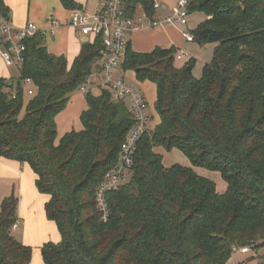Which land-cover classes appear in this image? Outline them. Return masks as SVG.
<instances>
[{
	"label": "trees",
	"instance_id": "trees-1",
	"mask_svg": "<svg viewBox=\"0 0 264 264\" xmlns=\"http://www.w3.org/2000/svg\"><path fill=\"white\" fill-rule=\"evenodd\" d=\"M4 1L0 21L9 22ZM59 3L82 9L75 0ZM124 3L129 18L155 16L154 0ZM187 10L206 16L190 31L193 42L215 44L200 78L192 60L174 65L173 47L127 48L121 69L154 84L159 123L138 143L128 182L106 196V220L95 194L133 125L125 103L102 88L85 95L81 131L56 142L55 122L96 69L99 40L83 44L68 66L38 33L24 42L17 78L0 79V159L30 168L60 234L41 247L43 264H227L234 249L264 245V0H189ZM155 148L177 149L193 168L219 173L225 192L192 167H165ZM17 206L14 194L1 203L0 264L31 262V249L11 236Z\"/></svg>",
	"mask_w": 264,
	"mask_h": 264
},
{
	"label": "built area",
	"instance_id": "built-area-1",
	"mask_svg": "<svg viewBox=\"0 0 264 264\" xmlns=\"http://www.w3.org/2000/svg\"><path fill=\"white\" fill-rule=\"evenodd\" d=\"M189 0H177L173 13L166 17L155 18L157 13L165 11V7L154 1L155 16L149 19L144 12L137 13L133 18L126 14L124 0H98L94 13H87L84 9L71 11L68 26L75 33L87 38L92 43L98 39L101 45L100 56L96 61L93 72L96 80L91 76L86 85L107 90L113 101H123L130 113L133 125L123 141L116 165L109 170L98 186L95 203L101 219L106 220V196L121 187L134 163L137 145L145 132L150 128L148 105L142 93L136 89L125 77L121 67L125 60L130 36L143 29L155 30L162 27L187 26ZM58 26L56 21L50 22V31ZM41 31L33 22L26 23L21 28H15L9 22L0 21V56L6 67H15L18 71L23 64L24 42L32 39ZM187 42H193L189 32L182 33ZM176 55L177 60H181ZM27 94L32 95V90ZM14 98V97H13ZM19 225L18 220L12 225L14 231ZM236 252L247 253L248 249H237Z\"/></svg>",
	"mask_w": 264,
	"mask_h": 264
},
{
	"label": "rangeland",
	"instance_id": "rangeland-1",
	"mask_svg": "<svg viewBox=\"0 0 264 264\" xmlns=\"http://www.w3.org/2000/svg\"><path fill=\"white\" fill-rule=\"evenodd\" d=\"M97 1L98 0H86L84 10L90 14L94 13ZM154 1L160 3L165 7V11L159 12L162 17L171 15L177 3V0ZM44 5H52L57 12L60 11L61 14L64 13L61 12V5L59 3V0H42L41 2H39L38 8L41 9ZM155 18H159V16L156 15ZM205 19L206 16L203 12L196 11L190 13L187 17V26H168V28L164 32H161V37L158 40L160 44L157 45L158 48L173 47L172 44L174 45L173 48L176 51V55L179 54L182 57L181 60L174 61V65L178 68L183 67L186 63L192 60V75L194 76V78L197 79L201 77L203 66L211 61L212 51L215 44H207L204 46H200L196 42H186L185 39L182 38V33L195 30L199 26V24L202 23ZM9 23L11 25L13 24V22L11 21H9ZM12 26L15 25L13 24ZM140 34L145 38H143V40H141L142 42H139V44H135V42L133 41L132 50L138 53L147 52L146 45L148 41L152 40V37L150 33L148 34L147 32H141ZM67 64L68 66L71 64V59H67ZM3 65L1 67H4ZM4 69H6L8 74H10L11 76L18 75V70L15 67H4ZM125 77L136 89H138L142 93L148 105V113L149 118L151 120L149 125L150 128L153 129L158 122V116L154 110V103L156 100V88L154 84L150 81H137L135 78V74L132 71H126ZM91 78L96 80L97 77L95 73H92ZM22 87L23 90L26 92L28 90V87H31V85H24ZM88 92L93 96H97L100 90L96 87L85 84L70 93L69 102L67 103L66 107L55 118L57 126L56 142H58L59 139L68 132H79L82 130V125L79 120V117L81 113L87 108L85 95ZM154 152L162 156V164L165 167H170L173 165L192 167L188 158L177 149L165 151L162 148H155ZM192 169L196 172L197 175L212 181L215 184L217 192H225L226 183L221 178L219 173L210 172L201 168L192 167ZM129 177L130 174L125 177L123 184L128 182ZM6 183L12 184L15 182L13 179H6V177H0V192L4 189ZM16 189L17 187H15V190ZM15 195L18 198L19 195ZM38 195L39 197H37L35 202L37 206V213L36 217L33 218V222L32 219H29L32 223L30 222V225H28L26 229H24V226L20 225L16 231L11 230V236L14 240L31 249V264H43L41 256V247L44 244H57L60 242V234L57 230L56 224L53 221L48 220L45 213V202L47 201V196L41 193H38ZM243 248L244 247H240L239 249ZM246 248L248 249L247 253L242 254L239 251L236 252L235 254H233L230 261L227 262V264H264V245L258 247L256 250H252L248 247Z\"/></svg>",
	"mask_w": 264,
	"mask_h": 264
},
{
	"label": "crops",
	"instance_id": "crops-1",
	"mask_svg": "<svg viewBox=\"0 0 264 264\" xmlns=\"http://www.w3.org/2000/svg\"><path fill=\"white\" fill-rule=\"evenodd\" d=\"M41 1L42 0H5L4 2L11 11L10 21L13 22L15 28H21L26 23L33 22L41 31V34L44 37V43L47 52L55 56H63L64 58H66V60L71 59L72 63L73 60L79 55L83 44H85L83 43L85 38L78 36L75 31L68 26L70 11H66L61 7V12H64L63 14H61L60 11L57 12L52 5H44L41 9H39L38 6L39 2ZM75 2L81 5L82 9H84L86 0H75ZM157 15L159 17H162L160 13H157ZM51 21H56L58 24V26L52 31L49 30ZM167 28L168 27H162L155 30L143 29L141 31L133 33L129 39L131 49L133 48V41L135 42V44H139V42H142L141 40L145 38L140 33L147 32L148 34L150 33L152 40L147 42V52L142 53L151 52L155 47H157L158 44H160V42H158L161 37L160 34ZM188 32L190 33V31ZM86 43H88V41ZM172 46L174 47L173 44ZM3 64L4 62L0 56V79H16L18 75L11 76L10 74H8L7 70L4 69V67H7L5 66V64ZM2 65L4 67H1ZM24 85L31 84L29 82H24L23 86ZM31 89L32 87H28V90ZM149 121H151L150 118ZM158 123L159 118L157 124ZM0 177L13 179L15 182L12 184H5L6 187L4 186V189L0 192L1 203L11 194L19 195L17 206V219L19 225L14 231H16L20 225L24 226V229H26L31 222L29 219H32L33 222V218L36 217L37 213V206L35 202L37 197H39V192L35 187L36 176L26 164H19L14 161L0 159ZM15 187H17L16 190ZM48 199L49 197L47 196L46 200L48 201Z\"/></svg>",
	"mask_w": 264,
	"mask_h": 264
},
{
	"label": "water",
	"instance_id": "water-1",
	"mask_svg": "<svg viewBox=\"0 0 264 264\" xmlns=\"http://www.w3.org/2000/svg\"><path fill=\"white\" fill-rule=\"evenodd\" d=\"M87 41H88V39H87V38H85L83 43H86Z\"/></svg>",
	"mask_w": 264,
	"mask_h": 264
}]
</instances>
